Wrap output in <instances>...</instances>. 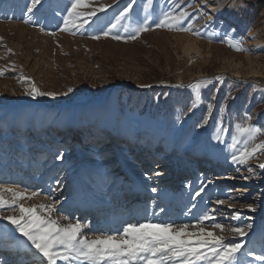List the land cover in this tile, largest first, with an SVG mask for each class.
Returning <instances> with one entry per match:
<instances>
[{"label":"rangeland","instance_id":"obj_1","mask_svg":"<svg viewBox=\"0 0 264 264\" xmlns=\"http://www.w3.org/2000/svg\"><path fill=\"white\" fill-rule=\"evenodd\" d=\"M88 3L92 8L105 6V10L90 19L78 20L77 24L83 25L79 30L61 31L70 0H41L31 13L28 12L31 0H0V69L5 70L0 76V120L12 118V109L17 104L21 106L24 122L35 113L40 122L68 120L77 106H87L93 96L107 99L117 93L118 135L135 136L145 145L129 146L114 139L116 146L100 151L104 189L93 191L91 187L85 188L82 173L91 175L97 155L88 146L106 141L105 131L96 132L92 141L87 140L90 142L78 141L71 147L73 139L65 132L25 135L23 127L3 128L0 166L8 159L4 157L5 144L10 150L22 147L28 151L25 162H33V157H37L33 169L11 170L14 177L2 174L0 169V187L26 195L39 193L19 203L24 207L37 206L42 216L48 214L39 206L56 202V211L50 218L60 225L77 221L87 225L83 235L88 239L117 234L128 223L146 221L187 224L192 231L195 229L191 226L197 225L207 213L213 219L203 221L205 231L223 235L225 244H242L234 264H264L256 259L264 256V169L259 168L264 155L258 154L244 165L233 164V150L229 147L235 125L242 123L246 114L252 117L249 124L264 129V0H151V3L135 0L133 9L116 28L111 25L132 0H88ZM181 9L189 13L181 26L190 31L155 27L153 21L158 22L163 13H178ZM218 10L222 11L220 19L228 13L239 27L238 32L215 25L211 19ZM26 17H30V22H24ZM145 18L150 30L130 39L134 28ZM84 19L88 22L84 23ZM109 29L110 34L104 36ZM116 35L121 38L113 39ZM237 42L246 51H236L230 46ZM21 75L30 78V83L40 91L56 95L35 98L27 95L25 89L30 83L18 82ZM222 78L226 80L221 81ZM197 91L201 95L199 101L193 93ZM193 102L197 107L189 112ZM142 124H146L148 132L155 125L157 134L167 130L171 141L180 129L179 134L186 132V138L172 151L168 143L162 144L161 139L148 136V132L139 134ZM93 130L88 125L80 128V132L94 135ZM45 134L51 135L45 139ZM261 140L264 133L258 135L256 143ZM203 152L208 154L201 159L198 153ZM14 154L11 153L10 160L22 156ZM120 159L124 161L122 165ZM123 167L137 184L122 181L126 179ZM249 168L255 175L249 176ZM188 184L194 188L202 186L204 191L199 196L193 190L185 194L183 186ZM153 188L157 191L153 192ZM0 195L8 201L12 199V193ZM185 200L190 204L196 202L197 208L176 211L175 205ZM217 200L227 203L220 205ZM101 203L103 207L99 206ZM229 204L234 207L229 208ZM241 205H251L254 210ZM102 208L106 210L105 216ZM0 213L6 216L12 211L4 208ZM233 214H238V219H233ZM65 216L67 220L61 219ZM214 223L225 229L245 228L246 235L221 233L212 227ZM18 246H25L24 251L15 252ZM34 255L38 257L31 260ZM42 261L43 257L15 226L0 218V264H42ZM57 264L69 262L58 260Z\"/></svg>","mask_w":264,"mask_h":264},{"label":"snow or ice","instance_id":"obj_2","mask_svg":"<svg viewBox=\"0 0 264 264\" xmlns=\"http://www.w3.org/2000/svg\"><path fill=\"white\" fill-rule=\"evenodd\" d=\"M41 0H31L28 12L31 13ZM135 0L129 3L116 17V23L111 28H116L117 24L125 18L130 10L133 9ZM151 3V0H149ZM110 7V6H108ZM147 7V5H146ZM90 11H83L89 9ZM105 6L92 8L88 0H70V6L67 7V15L64 17V25L61 31H70L72 28L79 30L82 24H77L81 18L90 19L98 11H104ZM189 17L185 9L176 12H165L162 18L155 23L156 28H165L177 31H190V28L181 26V21ZM84 19V23L88 22ZM25 23L30 22V17H26ZM148 18L138 23L130 34V39H135L142 32L150 30ZM111 29L103 33L108 36ZM75 35V32H71ZM55 35V33H51ZM93 39H99V36H93ZM119 35L113 36V39H120ZM241 42L230 44L236 51H246L240 46ZM10 51V50H9ZM5 70L0 69V76L4 75ZM18 82H29L30 78L21 75ZM27 95L33 98L38 96H55L52 92H42L35 84L30 83V87L25 89ZM197 107L193 102L188 109L192 112ZM213 105H208L211 111ZM223 112V107L221 108ZM252 117L245 115L242 123L235 125V132L232 135V143L229 146L233 151L231 153V162L233 164L244 165L249 160L257 158L258 154L264 155V140L256 143L259 134L264 133V129L258 128L248 123ZM224 131V129H220ZM216 139H220L219 136ZM237 145H242L240 148ZM61 159V156H57ZM259 168L264 169V163L259 164ZM249 176L255 175L251 168L248 169ZM159 175V173H156ZM248 179V177H245ZM153 192L157 189L153 188ZM204 191L202 187L196 193L199 196ZM12 193V199L6 200L0 195V209L10 208L12 214L4 216L0 213V218L7 220L15 226L23 237L30 242L31 246L43 257L42 264H57L58 260L70 262L79 261L80 264H198L203 261L205 264H234L236 254L241 250L242 244L237 242L224 243L223 235H215L212 231H205L202 226L204 220H211L213 217L207 213L197 222V225L191 227L195 230L190 231L189 225H175L173 223H153L151 221L128 223L123 230L117 234L100 235L88 239L83 235V229L87 225L77 221L69 222L66 225H60L57 220L50 218L51 214L56 211L54 203L40 205L41 211H46L48 215L42 216L37 212V206L24 207L19 203L25 198L31 199L39 195L37 192L25 194L11 188L0 187V193ZM217 204L227 203L224 200H217ZM229 208L234 205L229 204ZM249 210H254L251 205H241ZM17 211L19 215H17ZM233 219H238V214H233ZM61 219L67 220L68 217ZM213 228L219 229L221 233L228 232L233 236L243 237L246 235L245 228L233 227L225 229L221 224L214 223ZM195 237V242L193 238ZM251 255V253H249ZM257 260L264 261V256H256Z\"/></svg>","mask_w":264,"mask_h":264},{"label":"bare ground","instance_id":"obj_3","mask_svg":"<svg viewBox=\"0 0 264 264\" xmlns=\"http://www.w3.org/2000/svg\"><path fill=\"white\" fill-rule=\"evenodd\" d=\"M201 12L203 14L207 15L208 18H211L209 14L203 12L202 10H201ZM220 13L222 14V11L218 10L217 13L215 14V17L211 19L215 23V25H220L221 29L232 28L234 33L238 32L239 27L236 25V23L232 22L231 17L228 15V13H226V12L224 13L223 19H220V17H221ZM222 80H226V78H222L221 81ZM193 93L196 95L197 100L199 101L200 100L199 97L201 96L200 93L198 91L193 92ZM117 99H118L117 93L111 94L110 97L107 99H102V97L93 96L88 101L87 106H84V105L77 106L75 108L74 116L70 117V119H68V120H63V119L52 120L51 119V120L44 121V122L37 121L36 113L34 114V116H31L27 121H25V122L21 121L23 118L22 113H21V106L17 104V106L12 109V112H11L12 118L8 117V120H5V121L0 120V130L3 128L9 130L11 128L15 129V128L23 127L25 130V135L26 134H31V135L44 134V132L45 133H55V134H58L59 132H63V133L65 132L69 138L73 139L72 143L70 145L71 147L74 146L76 144V142H78V141L79 142L80 141L90 142L87 140L92 141L95 137L96 132L102 131V130L105 131L106 134H104V135L107 137L106 141H100V142L94 143V146H90V145L88 146L89 149H91L90 147H92L94 150L93 151L91 150V151L97 155V156H95L94 161L92 160L94 162L93 163L94 169L91 170V175L87 176L86 172L82 173V174H84L83 176L85 177V178L83 177V184L86 185L85 188L91 187L93 191L98 189L99 187L104 189V183L102 182L103 181L102 178L104 177V174H103V171H101L102 166H101L100 161H99L100 151H107L109 147L116 146L114 143V139H121V141H124V143L129 144V146H137L138 144H141V143H143L145 145V142H143L142 140H140L139 138H137L135 136L120 137L118 135L117 131L119 128V124H118V120L115 119L119 113ZM87 125L94 128V130H93L94 135L92 134V132L91 133L87 132V131H81L80 132L81 126H87ZM179 131L176 133V135H174V137H173L174 139L171 141V139L169 137L170 135H168L167 130H163L162 133H160V134L156 133L157 132V126L156 125L153 126V128L149 132L147 131L146 124H142V126L138 129L139 134H144V133L148 132L147 133L148 136H152V138H155V139H158V138L161 139L163 141L162 144L165 145L166 143H168L170 146V149H172V151L175 149L176 146H178L179 143L181 144V142L183 141L184 138H186V136L184 137V134L186 132H183V134L181 135V134H179ZM50 135L51 134H49V135L45 134V139H48ZM188 138H190V137H188ZM9 147L10 146L5 144L6 153L4 154V157L7 156L8 159H7L5 164L0 166L1 172L3 171L2 174H9L10 177H14L13 173H10L11 170H13V169H26L28 171V170L33 169L36 166L34 158H36L37 156L33 157V162L32 161L25 162L24 157L27 158L28 153H29L28 151L23 150L22 147H16V148L14 147V149L12 148L10 150ZM45 148L47 150H50V147H48L47 145H45ZM13 152L15 153L14 156L21 154L23 156V158L21 156V157H15V159L13 158L12 160H10L9 156H12L11 153H13ZM117 154L119 155V151H117ZM207 154L204 152L198 153V156H200V158L202 159V158H205V156ZM107 160H105V162ZM120 162H121V165H122V163H124V161L121 159H120ZM228 163H229V161H228ZM159 166H161V165H159ZM159 168H162V167H159ZM121 170L124 172L123 175L126 176V179H122V181L127 180L130 183H132L133 185L137 184V181L135 179H133L128 172H126V169L124 167ZM18 176L21 177L22 174L18 175ZM183 187H184L183 192L185 194L190 193L192 190L197 193L202 188V186H198V187L194 188L189 184L186 185V187L185 186H183ZM139 188L142 190L141 186ZM97 193L100 194V191ZM99 206L103 207L104 203L103 204L101 203ZM175 208H176V211H178V210H180V211H182V210L193 211L197 207H196V202L190 204L188 201L185 200V201L178 202L177 205H175ZM143 209H144V207H143ZM98 210H100V209H98ZM101 210H102V215L105 216L106 210L104 208H102ZM91 213H93V212H91ZM149 214H150V212H149ZM112 216H113V214H111V217ZM14 238H17V236H15ZM24 248H25V246L15 247V252L21 253L24 251ZM37 257H38L37 255L36 256L34 255L31 258V260L36 259Z\"/></svg>","mask_w":264,"mask_h":264}]
</instances>
